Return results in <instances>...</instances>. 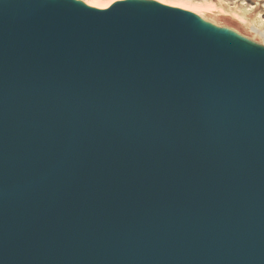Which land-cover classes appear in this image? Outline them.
<instances>
[{
    "label": "water",
    "instance_id": "obj_1",
    "mask_svg": "<svg viewBox=\"0 0 264 264\" xmlns=\"http://www.w3.org/2000/svg\"><path fill=\"white\" fill-rule=\"evenodd\" d=\"M197 22L0 0V264H264V55Z\"/></svg>",
    "mask_w": 264,
    "mask_h": 264
},
{
    "label": "rangeland",
    "instance_id": "obj_2",
    "mask_svg": "<svg viewBox=\"0 0 264 264\" xmlns=\"http://www.w3.org/2000/svg\"><path fill=\"white\" fill-rule=\"evenodd\" d=\"M71 1L84 6L85 0ZM111 1L115 0H102L103 4H109ZM116 1L149 6L163 5L162 7H166L164 5H168L170 9L182 11L192 19L195 18L206 29H211L218 35L239 38L250 51H263L264 48V38L259 34V32L264 33V0H167L189 4L193 10L178 6L176 3L170 5L166 2L161 5L160 0ZM255 29L259 32L257 33Z\"/></svg>",
    "mask_w": 264,
    "mask_h": 264
},
{
    "label": "bare ground",
    "instance_id": "obj_3",
    "mask_svg": "<svg viewBox=\"0 0 264 264\" xmlns=\"http://www.w3.org/2000/svg\"><path fill=\"white\" fill-rule=\"evenodd\" d=\"M76 1H81V0H76ZM118 2L120 1H111L109 4H103L102 0H85L84 1V7L86 9H89V10H94V11H106V10H109L111 7H113L115 4H117ZM166 2L168 4H173V3H176L178 6H182V7H186L188 9H192L193 10V7L190 8L189 4H185V3H177V2H169L166 0ZM160 3V2H159ZM162 5V3H161ZM163 6V5H162ZM166 6V8L168 9V5H164ZM175 10V9H173ZM197 11V10H196ZM199 12H203V11H199ZM244 16V15H243ZM199 19V18H198ZM243 24V23H242ZM206 27H204V25H199L198 22L193 24L192 26L189 25V29L191 31V33L195 36V38L199 39H203V40H206L207 42L211 43L212 44V41L207 39V37H210L209 35L206 34L207 33H210L211 35L213 34L215 37L219 38L220 40L226 42V43H223L222 41L218 42L216 41V43L213 42V44L220 50V51H224V49L226 48H234L235 52L237 54H247L248 52H250L249 50L250 49H247V46H245L244 43L241 42V40L239 38H235L234 36H225V35H218L215 31H211L209 29H205ZM255 31L258 33L259 31H257L255 29ZM259 34L264 38V33L262 34L261 32H259ZM223 36V37H222ZM212 44V45H213ZM213 45V46H214ZM214 46V47H215ZM215 47V48H216ZM217 49V50H218ZM218 50V51H219ZM219 51V52H220ZM236 53L233 52L234 55H237ZM259 53H262V55H264V48H263V51L262 52H259ZM239 56V55H237Z\"/></svg>",
    "mask_w": 264,
    "mask_h": 264
},
{
    "label": "snow or ice",
    "instance_id": "obj_4",
    "mask_svg": "<svg viewBox=\"0 0 264 264\" xmlns=\"http://www.w3.org/2000/svg\"><path fill=\"white\" fill-rule=\"evenodd\" d=\"M161 3H166V0H160Z\"/></svg>",
    "mask_w": 264,
    "mask_h": 264
}]
</instances>
